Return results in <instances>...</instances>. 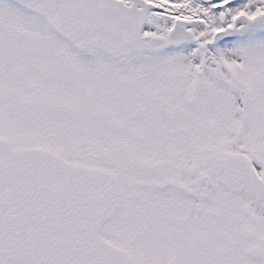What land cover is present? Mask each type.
Wrapping results in <instances>:
<instances>
[{
  "label": "snow or ice",
  "instance_id": "6c2138e0",
  "mask_svg": "<svg viewBox=\"0 0 264 264\" xmlns=\"http://www.w3.org/2000/svg\"><path fill=\"white\" fill-rule=\"evenodd\" d=\"M0 264H264V0H0Z\"/></svg>",
  "mask_w": 264,
  "mask_h": 264
}]
</instances>
